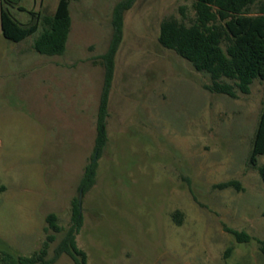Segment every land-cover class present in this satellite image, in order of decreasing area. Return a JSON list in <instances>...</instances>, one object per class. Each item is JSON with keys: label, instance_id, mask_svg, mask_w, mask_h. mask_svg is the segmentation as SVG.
Returning a JSON list of instances; mask_svg holds the SVG:
<instances>
[{"label": "rangeland", "instance_id": "1", "mask_svg": "<svg viewBox=\"0 0 264 264\" xmlns=\"http://www.w3.org/2000/svg\"><path fill=\"white\" fill-rule=\"evenodd\" d=\"M120 1L70 2L61 56L34 52L40 31L17 43L0 32V261L29 257L53 234L46 264H74L67 254L54 259V251L77 199L82 226L75 240L87 264H264L256 241L264 240V154L249 167L263 84L255 79L249 94L236 90L235 98L211 93L206 73L160 46V23H191L193 0H136L124 13L107 142L93 153L100 56ZM57 2L4 5L27 22L31 13L51 14ZM92 158L95 183L82 194ZM230 181L238 187L218 188ZM49 214L61 232L45 231ZM228 230L252 239L238 243Z\"/></svg>", "mask_w": 264, "mask_h": 264}, {"label": "trees", "instance_id": "2", "mask_svg": "<svg viewBox=\"0 0 264 264\" xmlns=\"http://www.w3.org/2000/svg\"><path fill=\"white\" fill-rule=\"evenodd\" d=\"M0 0V32L4 39L20 42L37 33L32 43L35 53L43 56H61L66 49L70 32L69 3L78 0H58L53 14L31 13V20L21 24L15 20ZM136 0H122L112 11V37L104 54L100 56L104 68L103 84L98 103L93 153L97 156L107 142L106 120L108 101L115 69V57L122 41L123 15ZM258 6L255 14L250 8ZM194 18L188 25L174 18L164 19L159 26L158 43L166 50L175 52L188 61L195 71L209 76L210 84L205 89L214 94L236 97V90L247 95L253 80L258 79L264 89V0H193ZM23 11V8L18 7ZM183 9H180V14ZM264 154V97L262 110L254 131L249 157V167H254L256 158ZM97 163L91 161L84 167L78 191L84 194L95 183ZM264 183V166L258 169ZM238 187L230 181L218 188ZM178 212L173 214L175 219ZM264 217V208L262 211ZM71 224L54 251V259L61 254L73 258L74 264H87L85 253L76 245V236L82 226V214L77 199L72 201ZM45 231H62L54 214L47 215ZM238 243L252 238L242 232L228 230ZM53 234L46 236L42 246L29 257H14L5 254L0 264H46L49 244ZM264 256V240H256Z\"/></svg>", "mask_w": 264, "mask_h": 264}, {"label": "crops", "instance_id": "3", "mask_svg": "<svg viewBox=\"0 0 264 264\" xmlns=\"http://www.w3.org/2000/svg\"><path fill=\"white\" fill-rule=\"evenodd\" d=\"M73 2V1H71ZM70 4V3H69ZM57 5V4H56ZM56 8V7H55ZM55 10V9H54ZM54 12V11H53ZM53 12L51 14H53ZM70 13V12H69ZM50 15V14H49ZM70 19H71V16H70ZM28 22V21H27ZM27 22H20L21 24H26ZM71 26V25H70ZM70 33V32H69ZM69 36V35H68ZM68 39V38H67ZM67 43V42H66Z\"/></svg>", "mask_w": 264, "mask_h": 264}]
</instances>
